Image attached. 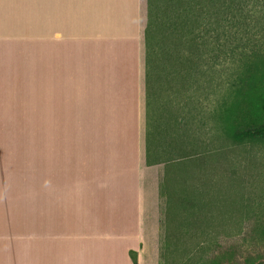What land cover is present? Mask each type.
Masks as SVG:
<instances>
[{
    "label": "crops",
    "instance_id": "obj_1",
    "mask_svg": "<svg viewBox=\"0 0 264 264\" xmlns=\"http://www.w3.org/2000/svg\"><path fill=\"white\" fill-rule=\"evenodd\" d=\"M147 24L148 0H0V264H161L168 163L148 162ZM36 128L93 132L36 141ZM54 176L75 209L36 261Z\"/></svg>",
    "mask_w": 264,
    "mask_h": 264
},
{
    "label": "rangeland",
    "instance_id": "obj_2",
    "mask_svg": "<svg viewBox=\"0 0 264 264\" xmlns=\"http://www.w3.org/2000/svg\"><path fill=\"white\" fill-rule=\"evenodd\" d=\"M165 3H171L172 12L169 17L164 9L161 29H177L174 48L187 50L191 58L157 62L164 72L155 86L154 107L163 125L159 137L168 139L167 150L175 145L171 153L178 156L177 141L170 138L186 134L183 153L189 157L186 166L167 172L161 264L233 258L264 263V0ZM36 90L41 96L46 91L40 77ZM43 121L36 111V125ZM92 132L36 128L34 137L59 141ZM236 134L252 138L236 142ZM59 183L56 176L48 177L53 189H45L46 196L37 201L45 225H36V261L46 257L45 235L63 232L62 209L68 214L75 209L76 196L58 187L54 191Z\"/></svg>",
    "mask_w": 264,
    "mask_h": 264
},
{
    "label": "trees",
    "instance_id": "obj_3",
    "mask_svg": "<svg viewBox=\"0 0 264 264\" xmlns=\"http://www.w3.org/2000/svg\"><path fill=\"white\" fill-rule=\"evenodd\" d=\"M164 0H148V24L145 31V63H146V106H147V129H146V141H147V154H148V162L151 163V157L155 156L156 160L164 159L167 161V171L169 168H174L175 166H186L187 165V158L183 153L186 147V134L179 136L177 135L176 138L174 136L170 138L173 142L176 140L177 143V152L178 156L172 154V149L167 150L165 145V141L168 139H161L159 137V131L163 128L162 120L160 116L157 115L155 100L157 93H156V83H160L162 80V72L160 69L162 65H157L161 59L171 60L174 57H177L183 62L189 60L190 54L187 50H182L181 52L178 51L177 47L174 48V45H178L180 40V35H178L177 29H161L163 24L164 18V9L166 14L170 17L172 12L171 3H165L162 6ZM163 11V14H160ZM167 40V42H166ZM185 40V39H184ZM163 41V46L160 45V42ZM183 45L186 44V41L181 42ZM168 45V48H166ZM184 67V65H183ZM183 79V77H182ZM181 131V130H180ZM169 138V137H167ZM236 142H241L246 138H252L249 134H236L233 136ZM186 140V141H185ZM172 150V151H171ZM182 154V155H180ZM184 154V155H183ZM167 241V240H166ZM167 246L169 247V241L167 242ZM131 256L133 262L137 264L136 254L131 252ZM213 264H264L261 262H252V261H245L243 263H239L238 259L233 258L227 262H215Z\"/></svg>",
    "mask_w": 264,
    "mask_h": 264
}]
</instances>
